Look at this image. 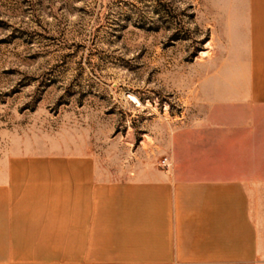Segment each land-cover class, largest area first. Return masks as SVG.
I'll return each mask as SVG.
<instances>
[{"label": "rangeland", "instance_id": "374dc122", "mask_svg": "<svg viewBox=\"0 0 264 264\" xmlns=\"http://www.w3.org/2000/svg\"><path fill=\"white\" fill-rule=\"evenodd\" d=\"M235 2L0 0V183L11 160L76 153L98 182L136 179L166 166L173 139L241 125L264 179V103L241 102L250 58ZM257 190L264 226V181ZM24 218L0 211V262L75 259L16 230Z\"/></svg>", "mask_w": 264, "mask_h": 264}, {"label": "crops", "instance_id": "0c3cea01", "mask_svg": "<svg viewBox=\"0 0 264 264\" xmlns=\"http://www.w3.org/2000/svg\"><path fill=\"white\" fill-rule=\"evenodd\" d=\"M230 11L249 44L241 102L264 103V0H236ZM243 127L173 139L166 166L136 179L98 182L92 160L79 153L11 160L0 211L25 217L16 230L47 233L45 247L72 250L75 259L0 264H264V179ZM51 233H73L74 244H52L59 239Z\"/></svg>", "mask_w": 264, "mask_h": 264}]
</instances>
